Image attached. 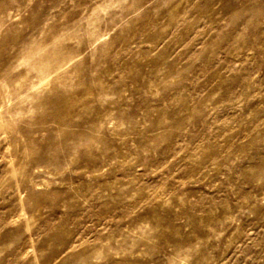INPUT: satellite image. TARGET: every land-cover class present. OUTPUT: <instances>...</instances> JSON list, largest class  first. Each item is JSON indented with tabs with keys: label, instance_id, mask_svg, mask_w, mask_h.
Listing matches in <instances>:
<instances>
[{
	"label": "rangeland",
	"instance_id": "1",
	"mask_svg": "<svg viewBox=\"0 0 264 264\" xmlns=\"http://www.w3.org/2000/svg\"><path fill=\"white\" fill-rule=\"evenodd\" d=\"M0 264H264V0H0Z\"/></svg>",
	"mask_w": 264,
	"mask_h": 264
}]
</instances>
